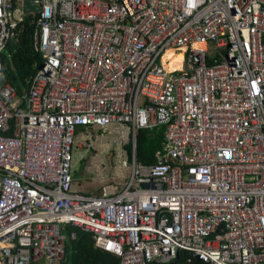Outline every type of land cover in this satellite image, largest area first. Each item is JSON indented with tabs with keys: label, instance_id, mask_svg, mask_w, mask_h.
Returning a JSON list of instances; mask_svg holds the SVG:
<instances>
[{
	"label": "built area",
	"instance_id": "obj_1",
	"mask_svg": "<svg viewBox=\"0 0 264 264\" xmlns=\"http://www.w3.org/2000/svg\"><path fill=\"white\" fill-rule=\"evenodd\" d=\"M24 1L0 0V264H63L68 227L121 264H264V0H36L20 95ZM112 129L160 130L155 163L135 151L120 191L74 193L75 147Z\"/></svg>",
	"mask_w": 264,
	"mask_h": 264
},
{
	"label": "trees",
	"instance_id": "obj_2",
	"mask_svg": "<svg viewBox=\"0 0 264 264\" xmlns=\"http://www.w3.org/2000/svg\"><path fill=\"white\" fill-rule=\"evenodd\" d=\"M35 33L36 18L28 16L18 39L9 44L8 51L5 53L4 72L6 80L17 89L20 95L28 88L31 79L39 71L43 62L42 54L36 50ZM146 132L142 130L138 135L137 155L138 161L151 165L155 163L156 151L149 148ZM160 137L162 141V134ZM130 147L132 148L131 145ZM67 230L69 236L74 232L75 238H70L67 243V255L63 264H121L120 259L96 247L92 233L73 227H68ZM191 259H193L194 264H201L189 253H181L176 261L169 264H189Z\"/></svg>",
	"mask_w": 264,
	"mask_h": 264
},
{
	"label": "rangeland",
	"instance_id": "obj_3",
	"mask_svg": "<svg viewBox=\"0 0 264 264\" xmlns=\"http://www.w3.org/2000/svg\"><path fill=\"white\" fill-rule=\"evenodd\" d=\"M184 55H177L182 58ZM78 134V133H77ZM149 148L156 152L161 148L160 130L146 132ZM90 140L82 145L79 151L74 149V185L81 194H103L106 187L113 186L120 191L131 178V151L136 146L137 139L121 133L119 129L108 131H91ZM87 137V138H88ZM80 139L77 135L76 139ZM86 137H84V140ZM109 149V151H108ZM132 149V150H131ZM103 153V151H106ZM119 153V155H118ZM129 158V167H123L124 158ZM120 161V163H119Z\"/></svg>",
	"mask_w": 264,
	"mask_h": 264
},
{
	"label": "bare ground",
	"instance_id": "obj_4",
	"mask_svg": "<svg viewBox=\"0 0 264 264\" xmlns=\"http://www.w3.org/2000/svg\"><path fill=\"white\" fill-rule=\"evenodd\" d=\"M166 59L171 60L170 64L168 65L169 71L182 70L184 57L177 58V55L172 54V51H168L165 55L164 60Z\"/></svg>",
	"mask_w": 264,
	"mask_h": 264
},
{
	"label": "water",
	"instance_id": "obj_5",
	"mask_svg": "<svg viewBox=\"0 0 264 264\" xmlns=\"http://www.w3.org/2000/svg\"><path fill=\"white\" fill-rule=\"evenodd\" d=\"M41 7L36 2V0H25L24 1V11L27 16H34L35 18L40 13ZM147 185H144L146 187Z\"/></svg>",
	"mask_w": 264,
	"mask_h": 264
},
{
	"label": "crops",
	"instance_id": "obj_6",
	"mask_svg": "<svg viewBox=\"0 0 264 264\" xmlns=\"http://www.w3.org/2000/svg\"><path fill=\"white\" fill-rule=\"evenodd\" d=\"M91 131H94V130H91ZM91 131L89 132V136L91 135ZM99 131H102V130H99ZM78 134V136H80V139H78V141L79 142H81L82 143V141H84V137H85V134H86V131L84 130V129H82V130H79L78 132H77ZM90 138V137H89ZM132 148L134 149V152L136 151L137 152V144H136V147H134L133 145H132ZM81 148H77L76 149V153H77V151H79ZM161 149V148H160ZM159 149V150H160ZM108 151H109V149H108ZM105 152H107V150L106 151H103V153H105ZM131 153V155H133V150H132V152H130ZM157 153V152H156ZM118 155H119V153H118ZM155 157H156V154H155ZM119 163H120V161H119ZM75 173V172H74ZM75 181V180H74ZM73 192L74 193H77V194H79V195H94V194H91V193H85V194H81V193H79V190H77V188L75 187V185L73 184ZM100 195V194H99ZM74 228V227H73ZM68 233V232H67ZM73 233V232H72ZM69 234V233H68Z\"/></svg>",
	"mask_w": 264,
	"mask_h": 264
}]
</instances>
